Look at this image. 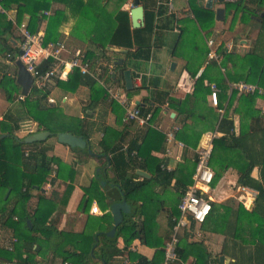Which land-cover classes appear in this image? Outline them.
<instances>
[{
  "label": "trees",
  "instance_id": "1",
  "mask_svg": "<svg viewBox=\"0 0 264 264\" xmlns=\"http://www.w3.org/2000/svg\"><path fill=\"white\" fill-rule=\"evenodd\" d=\"M126 1L0 0L4 10H15L16 13L15 23L10 19L7 20L6 16L0 13V40L6 39L8 42L7 46L3 45V49L13 55L11 62L15 66L14 74H2L0 78V91L3 92L4 98L9 103L18 102L15 113L9 111L6 115L9 123H11L8 134H0V137L5 136L4 138H0V218L4 220V225L8 228L15 229L20 224L30 233L28 236H17L18 242L15 244V252H10L0 247V258L7 260L9 263L44 264V257L48 253H51L54 257L61 258L64 264H111L114 258L125 254L128 251L129 245L137 239L146 245H150V239H152L153 234L152 224L157 214L168 211L170 217L179 218L180 216L178 205L191 185L192 179L189 184L179 179H176L173 183L175 172L168 171L166 166L163 167L165 161L154 157L152 154L153 152L163 150L165 143L164 134L149 127V125L139 126L137 123L125 124L123 121L124 110L116 102H112L111 107L117 115V122L123 121L124 128L127 130L133 124L139 126L140 129L137 131V136L127 147H124L128 134L126 130L117 131L109 126H106L104 129L105 137L100 142L101 150L96 156H93L100 163V167H102L101 173L93 180L92 185L85 190L84 199L79 206V210L89 214L91 205L97 202L103 215L93 220L89 218L86 228L79 233L73 234L63 232L50 223L53 214V207L51 206L53 200H46L44 196H40L34 210L28 207L29 202L33 198L32 192L36 190V187L40 190L49 181L52 165L51 160H47V151L44 150L37 156L41 163L37 164L34 171L30 172L22 169L21 165L24 163L23 149L31 144H25L22 142V139L20 140L15 136V133L20 129V122H35L38 125V132L49 131L52 133V137L55 138L60 133H72L86 140L89 139L82 130L83 124L79 118L62 114L57 108L51 106L49 101L50 89L40 91L32 88L28 95L22 94V87L17 81L18 68L16 61L19 60V49L16 47V40L12 41L5 37L7 35H14L16 24L21 25L27 15L29 16L27 28L31 33H38L41 23L44 20H48L44 44L58 43L64 39V35L60 30L61 26L71 16L75 22L70 37L82 45L90 46L85 49V53L86 57L91 61L93 71L100 57H107L109 59V54L118 55L117 53L109 52L107 50L109 46L129 50V53L126 55L127 57L134 56L137 53L140 54V57H147L146 51L153 46L157 16L154 8L157 2L152 3V7H148V2L139 0L140 4H143L145 8V25L139 29H132L130 14L121 11ZM202 1L204 0H189V4L197 19H201L199 21L201 28L206 30L214 26L215 15L213 10L201 5ZM111 2L116 3L117 8L115 11L109 9ZM250 3L257 4L258 11L260 12L262 22L258 29V41L263 45L262 47L258 44L255 47V51L256 49H262V53L254 52L249 54L253 60L251 71L253 73L254 70L258 69L262 77L260 83L263 85L264 4L260 6V0H237L235 3H227L226 7L227 9L233 8L236 15L241 13L242 21L246 22L248 16L258 17V14L249 7ZM56 5L62 6L63 9L58 8L54 11L53 15L46 17L45 13ZM105 11H111L116 23L108 45L93 40L94 27L100 19L101 14ZM68 13L70 15H67ZM200 13L202 17L199 16ZM3 18H5V22H1ZM202 18L206 21L202 22ZM183 37L184 34L182 32L175 52L182 44ZM135 47L138 52H131ZM206 55L208 58V51H206ZM223 56L221 66L227 69L226 62L231 58L232 54L224 50ZM109 63L110 61L105 66H99V69L103 73H108ZM114 69L121 73L126 71L125 65L115 66ZM199 70L198 67L195 71H191L192 76L196 77ZM215 71L219 73L217 75L218 78H209V73ZM229 74L227 72V77H229ZM114 82L118 83L119 80L115 79ZM206 82L207 85L205 84ZM213 82H216L218 85L221 82L223 89H227V81L216 61H211L206 66L202 75L196 79L194 92L176 104L180 114L184 116V125L177 132V138L182 140L187 146L195 147L203 134L210 132L209 135H211L215 131L226 130V135L213 141L214 146L210 165L215 171L214 180L217 182L229 168V165L224 163L223 154L226 155L232 151H237L243 162L241 165L236 166L239 172L237 187H249L258 192L254 209L249 212L241 206L240 212L253 215L254 217L264 215V125H262L260 113L256 111L255 114L249 113L251 116L249 129L246 128L243 121L242 133L239 137H235L233 135V122L229 115H224L220 120V114L216 109L214 111L209 110L207 114L204 112L203 102L206 101L209 94L211 95L210 84ZM82 86L90 88V107L98 105L100 98L101 100L107 99L105 89L96 78L82 75L79 70L74 71L66 80L57 82V87L66 93H75ZM22 96L24 97L23 100L20 99ZM252 96L250 94H242L240 100L245 102L251 100ZM137 106L141 109L143 116L151 113L152 119L158 111V109L151 111L150 107L148 109L144 108L142 104ZM108 136L114 137L113 143H110ZM187 136H190L191 140H188ZM8 142L13 145L14 156L17 161V169L13 170V174L9 172L8 168V162L11 159L8 154ZM34 144L39 145L42 143ZM84 154L90 156L89 153ZM55 163L59 165V168L63 167L60 160L55 159ZM196 164L197 159L192 164L191 169L188 168L190 164L186 165V163L180 164L178 169L188 171L190 177H192ZM255 168L261 169L262 183L252 177ZM138 170H146L153 177L151 179L141 178L137 174ZM101 180L105 181V186L100 183ZM157 187L160 188L161 192L155 189ZM4 190L6 191L3 194ZM72 192L73 187L68 186L62 196L63 204L66 205L68 203ZM161 193L162 197L164 196L166 199H160ZM123 196L132 205L133 213L125 217L123 224L117 229V237L111 240L104 234L113 224L110 205L121 201ZM45 204L47 206H44ZM211 205L212 208L215 206L212 202ZM212 214L213 211L211 210L210 215L202 226H205L210 221ZM15 218L18 219V222L14 221ZM28 221L31 223L30 227L27 224ZM172 223L173 228L175 222ZM194 223L192 221L191 224L194 225ZM92 224H95L96 227L92 226ZM97 234L99 235L96 238ZM167 239H171V234H169ZM121 244L125 246L120 248ZM179 245H177V253L179 258L183 259ZM164 248V245L159 243L154 259L148 261L144 257H138L139 264H162L165 256ZM39 257L41 261L38 259ZM214 264L221 263L216 261Z\"/></svg>",
  "mask_w": 264,
  "mask_h": 264
},
{
  "label": "crops",
  "instance_id": "2",
  "mask_svg": "<svg viewBox=\"0 0 264 264\" xmlns=\"http://www.w3.org/2000/svg\"><path fill=\"white\" fill-rule=\"evenodd\" d=\"M236 1H218L214 3L212 8H208L207 2L202 1L201 5L213 10L215 15L214 26L204 30L199 23L201 19H197L196 14L190 7L189 0H144V2H148V7H152L151 4L157 2L154 8L157 16L155 20L153 46L146 51L147 57H140L135 47L131 50V52L137 53L134 56L127 57L126 55L129 53V50H127V53H117L118 55L109 54V59L107 57H100L94 70L96 80L100 85L103 82L104 84L115 87L120 86L125 90L127 96L133 103H138L137 105L142 104L147 109L150 107L151 111L158 109L153 119L152 114H148L151 115L148 125L164 134V151L161 150L153 152L152 154L154 157L165 161L163 167L166 166L168 171L175 172L173 183L176 179H179L189 184L193 176L190 177L188 171L179 170V165L184 163L186 165L190 164L188 168L191 169L192 164L196 161L195 150L214 134L217 136L216 139L226 135V130L220 132L215 131L211 135H209L210 132H207L202 135L199 143L195 147L187 146L182 140L177 138V132L184 125V116L180 114L176 104L194 92L196 79L202 75L206 66L209 64H207L208 58L206 51L208 53L210 51L208 46L210 40L214 41L215 52L220 57V63L217 64L221 69V73L225 76L227 89H223L221 82L219 83L220 85L216 82L211 83V86H216L219 102L215 106L209 94L206 101L203 102L204 112L207 114L209 110L214 111L216 109L220 114V120L224 115H229L233 122V135L235 137L241 135L243 121L246 128L249 129L251 121L250 114H255V111L260 113L262 125H264V81L263 85H261L260 81L262 77L258 69L252 73L251 64L253 60L252 56H249V54L254 52L262 53V49H256L255 51V47L258 44L263 47L258 41V29L260 28L262 20L257 4L250 3L251 5L249 7L258 14V17L248 16L246 22L242 21L241 13L236 15L233 8L227 9L226 7L227 3H235ZM170 3L172 4V8L169 6ZM259 4L263 6L264 0H260ZM131 6L132 4L125 3L121 11L130 14ZM58 8L63 9L62 6L56 5L48 11L50 15H46V17L53 15L54 11ZM219 9L224 10L221 19L217 17V10ZM0 13L4 14L7 20L10 19L15 23V10L6 11L0 3ZM67 15L70 14L68 13ZM199 16L202 17L201 13ZM28 20L29 16L26 15L22 24H27ZM2 21L5 22V18ZM204 21L206 20L202 18V22ZM74 22V19L69 16V19L64 21L60 29L64 35L63 41L66 42L67 52L65 55L67 57H71L76 50L85 51L89 46L82 45L70 37ZM47 23L48 20H44L39 28V31L44 32V34ZM17 26L16 24V32H14V35H7L5 38L11 39L12 41L16 40L15 42L18 44L20 41V33ZM115 27L116 23L114 22L111 11L103 12L94 27L93 40L108 45ZM182 32L184 34V40L175 52ZM7 43L6 39L0 40L2 48L3 45L7 46ZM224 50L232 54L231 58L226 62L227 69L221 66ZM159 51L161 54H157ZM168 52L171 56H169ZM103 58L107 62L102 60L101 63V59ZM108 61H110L108 65L109 71L108 73H103L99 69V66L107 65ZM120 61L123 63L119 65L118 63ZM174 61L175 68L169 69V65ZM200 64L201 66H199ZM8 65H12V62L6 60L5 65H3L6 70L9 69ZM123 65H125L126 71L131 72V90H128L126 87V71L121 73L114 69L115 66ZM13 67L15 68V66ZM198 67L200 70L196 77H193L191 71H195ZM227 72L228 74L230 73L229 77H227ZM12 74H14V71ZM217 75H219L217 71L209 73V78H218ZM115 79H118L119 82H114ZM241 83L256 86L259 90L256 93L239 92L236 86ZM205 84L207 85V82ZM56 85L57 83L52 87H56ZM52 87L50 88L51 94L49 98L53 99L54 103L51 104L60 113L73 118H79L82 121V130L88 137L89 140L87 141L95 156L101 150L100 142L105 137L104 129L106 126L112 127L117 131L126 130L128 132L124 147H127L137 136L140 125L133 124L127 130L124 128L125 122L123 123L121 121L118 123L117 115L113 112L111 107L112 102L108 97L106 100H101L100 98L98 105L90 107L91 91L88 86L80 87L75 93H66L59 87L54 92ZM234 94L236 96L235 98ZM242 94H250L253 96L251 100L243 102L240 100ZM11 104L0 94V134H8L11 128V123H9L6 115L9 111L15 113L17 109H13V104ZM20 124V129L15 133V136L20 140H24L27 136L38 132V125L35 122L21 121ZM28 129L35 130V132L29 133ZM171 131L176 132V141L183 142L186 146L185 148L179 147L176 141H167L166 133ZM113 138V136H108L110 143L114 142ZM187 138L191 140L190 136H187ZM38 143L42 144H31L23 149L24 163L21 167L23 170L34 171L37 164L41 163L39 157H37L38 154L46 150L47 160H51L52 171L49 181L40 190L36 187V190L32 192L33 198L29 202L28 207L34 210L39 202L40 196H44L46 200H53L51 204L53 214L50 223L63 232L79 233L86 228L89 218L93 220L103 215L101 210L102 214L100 215L94 214L91 211L94 206L100 209L97 202L91 205L89 214L79 210V206L85 196V190L98 177L97 173L99 169V173H101L102 167H100L98 160L93 157L94 155H91L88 151L72 149L67 145L59 143L55 137L51 136L47 140ZM84 153H89L90 156ZM8 154L11 157L10 162H8V168L9 172L13 174V170L17 169V161L14 156L13 145L9 142ZM55 159L60 160L63 167L59 168V165L55 163ZM223 159L224 163L229 165V168L217 182L214 180L212 184L209 195L215 206L212 208L213 214L211 215L210 221L205 226L196 223L193 225L191 224L192 220L188 218L185 220V227L179 230L177 245L180 244L179 246L183 256V259L179 258L180 264H214L216 261H219L221 264H264V215L254 217L253 215L240 212L241 206L251 212L255 207L257 199L256 197L253 200L249 195L251 193H244L242 191L243 187H237L239 172L236 166L243 163L242 158L237 151H232L226 155L223 154ZM54 166H57V171L56 176L52 177ZM141 171L146 172L150 176L149 179L153 177L148 171ZM252 177L262 183L261 169L255 168ZM68 186L73 187V192L68 203L65 205L62 202V196ZM155 189L161 192L159 187ZM247 189L257 192L255 189L249 187ZM5 191H3V194ZM160 197V199H166L164 196L162 197V193ZM44 206L47 205L45 204ZM179 218L170 217L168 211L157 214L152 224L153 234L152 239H150V245H146L137 239L129 245L128 251L125 254L114 258L111 264H139L138 257H144L148 261L153 260L158 244L160 243L165 247L166 243L170 240L167 238L169 234L172 236L176 221ZM14 221L18 222V219L15 218ZM172 222H175L173 228ZM28 226L30 227L31 223ZM92 226L96 227L95 224H92ZM29 234V231L20 224L15 229L8 228L4 225V220L0 218L1 248L15 252V244L18 242L17 236H28ZM158 239L159 241H157ZM124 246V244H121L120 248ZM221 257H225V263L220 261ZM38 259L41 261L40 257ZM43 261L44 264H64L61 258L54 257L51 253H48Z\"/></svg>",
  "mask_w": 264,
  "mask_h": 264
},
{
  "label": "built area",
  "instance_id": "3",
  "mask_svg": "<svg viewBox=\"0 0 264 264\" xmlns=\"http://www.w3.org/2000/svg\"><path fill=\"white\" fill-rule=\"evenodd\" d=\"M169 6L172 8V4ZM170 8V9H171ZM45 15L49 16L50 12ZM20 33V41L16 45L19 49V60L27 68L28 72L33 77V86L40 91L50 89L58 81L66 80L74 71L79 70L82 75H89L96 78V73L92 70L91 61L86 57L85 51L76 50L71 57H67L66 42L61 41L58 43L44 44L45 34L39 31L38 33H31L28 30L27 24L17 26ZM209 53L207 64L211 61L220 63V57L215 52L214 41L208 42ZM13 55L7 54L8 61H11ZM104 87L107 97L111 102L118 103L125 111L124 122L137 123L140 126L148 125L151 115L144 117L140 108L133 103L124 89L120 86H112L101 83ZM239 92L256 93L259 89L256 86L241 83L236 86ZM211 100L216 106L218 105L219 98L216 86H211ZM21 100L24 97H20ZM50 103H54L53 99L49 98ZM29 133H34L35 130L28 129ZM216 135H212L203 145L195 150L197 159V166L195 173L192 177V183L188 190L181 198L178 205L180 211V218L176 221L171 239L165 245V256L162 264H178L180 262L177 253L178 235L180 228L185 227L186 219H191L198 225H202L207 220L212 210V198L209 193L214 182L215 174L211 168L210 160L213 152V141ZM168 142L176 141V132L171 131L166 133ZM177 145L185 148V144L181 141H176ZM57 166L53 167L52 177L56 176ZM244 193L249 194L253 200L256 199L257 193L247 188H242ZM249 196V197H250ZM94 214H102L97 206L91 209Z\"/></svg>",
  "mask_w": 264,
  "mask_h": 264
},
{
  "label": "water",
  "instance_id": "4",
  "mask_svg": "<svg viewBox=\"0 0 264 264\" xmlns=\"http://www.w3.org/2000/svg\"><path fill=\"white\" fill-rule=\"evenodd\" d=\"M218 1L224 2L225 0H209L207 2V7L212 8L214 3ZM133 5H134V8L130 10L132 27L133 29H139L144 25L145 8L142 4H140L139 0H134ZM223 13H224L223 9L217 10L218 19L222 18ZM107 50L113 53H127V50L115 48V47H108ZM122 63L123 62L120 61L118 64L120 65ZM16 66L18 68L17 81L22 87V94L28 95L30 91L32 90L33 77L28 72L27 68L21 63L20 60L16 61ZM171 68L172 69L175 68V64H172ZM125 80H126L127 89L131 90L132 89V78H131L130 71L125 72ZM51 106L53 107L52 104ZM51 136H52V133L49 131H40V132L27 136L22 142L25 144H34L38 142H43L47 140L48 138H50ZM4 137L5 136H1L0 138H4ZM57 140L59 143L63 145H67L71 147L72 149L85 150V151H88L91 155H94L90 149V145L88 141L81 136H76L72 133H60L57 136ZM109 166H110V163H109ZM99 172H100V169L98 170V173ZM98 173H97V176H98ZM137 174L141 176L142 178H147V179L150 178V176L146 172L141 171V170H138ZM100 183L103 186H105V181L101 180ZM110 211L113 216V226L111 227L109 231H107L104 234L109 239L112 240L117 237V229L120 225L123 224L125 217L132 215L133 207L131 204L127 202L126 198L123 196L121 201L114 202L110 205ZM28 225H30V222H28ZM99 234L96 235V238L98 237ZM225 260H226L225 257H221L220 259L222 263H225ZM0 264H17V263H9L7 260L0 258Z\"/></svg>",
  "mask_w": 264,
  "mask_h": 264
},
{
  "label": "rangeland",
  "instance_id": "5",
  "mask_svg": "<svg viewBox=\"0 0 264 264\" xmlns=\"http://www.w3.org/2000/svg\"><path fill=\"white\" fill-rule=\"evenodd\" d=\"M133 2H134V0H127L125 3H130V4H132V8L134 7V5H133ZM110 10H112V11H115V9L117 8L116 7V3L115 2H111L110 3ZM83 51V50H82ZM166 53H167V51H166ZM7 54H8V52H6L5 51V49H3L2 48V45L0 44V78L2 77V74L4 75V74H6V75H12V73H13V71H14V64H13V62H12V65H8L9 67V69L8 70H6L5 68H4V66L3 65H5V62H6V60H8L7 59ZM157 54H161V52L159 51V52H157ZM168 54H169V52H168ZM169 56H171L170 54H169ZM131 60H132V58H130ZM102 60L105 62L106 61V59H101V63H102ZM107 62V61H106ZM172 64H175V61L174 62H172L170 65H169V69L172 67ZM6 70V71H5ZM56 84V83H55ZM53 89V91L55 92V91H57V85H56V87L54 86V87H52ZM57 88V89H56ZM58 93V92H57ZM56 93V94H57ZM0 94H1V96L4 98V95H3V92H1L0 91ZM132 96H133V94H132ZM13 104V105H12ZM11 105H12V107H13V109L15 108H17V106H18V102H15V103H12Z\"/></svg>",
  "mask_w": 264,
  "mask_h": 264
},
{
  "label": "bare ground",
  "instance_id": "6",
  "mask_svg": "<svg viewBox=\"0 0 264 264\" xmlns=\"http://www.w3.org/2000/svg\"><path fill=\"white\" fill-rule=\"evenodd\" d=\"M209 0H204V2H208ZM125 91V90H124ZM126 93V92H125ZM137 105V104H136ZM123 109V108H122ZM141 110V109H140ZM142 113V112H141ZM124 116H125V111H124ZM148 116V115H147ZM147 116H144V117H147ZM123 121H124V119H123ZM126 123V122H125ZM126 124H129V123H126ZM139 125V124H138ZM196 166H197V164H196ZM195 170H196V168H195ZM243 188H248V187H243Z\"/></svg>",
  "mask_w": 264,
  "mask_h": 264
}]
</instances>
